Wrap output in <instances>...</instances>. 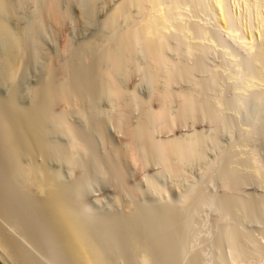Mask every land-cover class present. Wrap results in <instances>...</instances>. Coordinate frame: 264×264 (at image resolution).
<instances>
[{"label": "rangeland", "instance_id": "1", "mask_svg": "<svg viewBox=\"0 0 264 264\" xmlns=\"http://www.w3.org/2000/svg\"><path fill=\"white\" fill-rule=\"evenodd\" d=\"M13 1L18 3L16 11L14 16L6 19L13 30L25 34L27 44L23 55L26 60L18 61L17 66L22 70L18 69L20 75L17 73L15 80L0 75L1 108L9 107L8 103L15 98L12 92L16 82L27 90L32 87L39 89L40 85L42 90L48 85L49 78L41 68L47 59L43 55L36 59L38 49L48 51L51 57L61 54V42L54 38L51 26L47 25L45 35L38 33L36 36L34 33V23L41 16L39 10L43 8V0H40L42 3ZM159 2L162 9L159 7L157 11L156 7L153 10L148 2L144 4L141 0H61V8L67 15L65 34L70 49L58 58L70 69L66 76L55 74L54 82L63 88L69 83L75 84L74 90L77 91L74 93V106L65 114L60 104L50 108L53 111L47 109L44 103L46 105L48 101L42 97L45 112L53 115V119L48 120L52 125L47 124L45 137L52 149L60 150L62 161L79 138L77 152L83 165L72 168L65 161L59 165L60 168L58 164L54 166L58 170L64 166L60 172L66 191L79 198L80 215L83 214L88 225L92 223L91 229L95 226L92 230L95 229L98 237L102 235L99 239L108 245L113 264L146 263L140 252L135 254L138 250L132 234L137 229L141 230L142 238H147L144 240L149 241L146 242L149 247L154 246L148 252L151 264H264V56L261 58L264 50L259 46L261 44L263 48L261 37L255 28H251L256 25L253 9L249 10L252 12H249L248 24L254 30L250 33L252 30L247 32L248 28L244 26L239 0H226L231 17L227 25L217 19L209 0H157ZM120 7L123 12L114 20L111 15ZM152 18L158 32L151 39L156 41V44L153 41L154 48L157 50L158 47L163 58L157 62L152 61L155 58L149 48V36L143 33L145 24ZM132 29L140 30L141 34L133 39L129 51L128 48H120L121 36ZM32 41L37 42L33 45ZM1 42L0 59L5 57L8 49V45L6 49L2 44L5 42ZM109 48L120 50L122 58L125 57L124 66L117 72L114 70V75L125 92L123 105L125 102L129 105L126 112L134 126L151 130L155 137L151 136L153 140H161L168 135L185 145L183 155L173 158L174 168L163 161L156 150L152 153L150 147H146L148 151L145 149L143 163L138 168L130 165L118 152L124 146L117 141L115 125L111 123L112 117L121 111L122 103L102 88L105 86L102 74L113 69L111 61L102 60ZM33 52L35 56H32ZM258 52L261 53L259 57ZM30 57L36 61L33 63L35 66L29 64L32 62ZM162 90L171 93L166 107L169 106L167 110L175 118L174 126L166 134L152 120L151 112L157 108H154V98ZM21 97L15 98L16 105L13 103L12 108L27 117L34 110L31 111L29 102ZM189 98L196 99V104L191 102L194 104L191 108ZM150 107L153 110H149ZM11 110L10 114H20L16 110L11 113ZM58 117H62L64 122ZM64 123L66 126L63 127ZM67 127H73L75 138L69 135ZM12 181L7 183L9 188L15 187L13 190L22 199L27 198L28 203L36 205L37 197L33 199L34 194L27 193V190L23 193L17 184L13 186L15 183ZM132 214L141 223L133 222L136 218L132 219ZM127 224L133 228L140 224L141 227L138 225L140 229L133 230ZM41 232L43 234L44 231ZM50 239L43 238L46 249L37 264H67L58 245ZM151 257L153 262L149 260Z\"/></svg>", "mask_w": 264, "mask_h": 264}, {"label": "bare ground", "instance_id": "2", "mask_svg": "<svg viewBox=\"0 0 264 264\" xmlns=\"http://www.w3.org/2000/svg\"><path fill=\"white\" fill-rule=\"evenodd\" d=\"M34 1L41 2L42 0L41 1L40 0H34ZM129 2L132 3L131 1H129ZM141 2L144 4L146 2H148L147 5L151 6L149 8L152 9L153 7L154 8L156 7L155 8L156 10H157V8L160 7L159 4H161L160 2L157 3V0H141ZM209 2H210L211 7L213 8V11L216 13V17H218L217 19L219 21H221L223 24L227 25V23L229 22L231 17H229L230 11H228V8L226 5V0H209ZM252 2H250L249 0H239V3L238 2L237 3L239 4V7L241 6L240 8H243L241 10V15H242V18L244 20L243 22L245 23L244 26H246L248 28V30H246V31L248 32L249 29L255 28V31L258 34V36L261 37L260 40H262L263 48H262L261 44L259 46L261 47V49L264 50V1L256 0V1H252ZM19 3H20V1H19ZM149 3H151V4H149ZM17 4H15V2L13 0H0V41L6 43V45H4L5 43L1 42L3 44V46H5V48L8 45V49L6 48L7 53H6L5 57L4 58L1 57V59H0V75L6 76L7 78L10 77L13 80L16 79L17 73H18V75H20L19 74L20 71L18 72V69L20 67L17 66V64H18V61L24 59V55H23L24 52L23 51H25L24 49H26V44H27L25 34L22 33L21 31L17 32L15 30H13L12 26H9L10 21L8 19H6L8 17L14 16L13 14L16 11ZM228 4H229V2H228ZM251 7L253 9L254 17H255V21H256V23L254 22V25L255 24L256 25H255V27H253V25H252L250 28L248 22L250 19L249 18V12H250L249 10L251 9ZM154 8H153V10H154ZM39 12L40 13L42 12V13L40 14ZM39 12L38 13L41 16L39 18H37L38 20L36 19V22L34 23L35 25L33 28V30L35 29V32H34L35 35L36 34L38 35V33L44 34V30H47V28L49 26H51L50 28H52V30H53L54 38L59 39V41L61 42L60 43L61 44V46H60L61 47V49H60L61 54L66 53V51H68L70 49L69 48L70 43L66 37L67 34H65V31L68 28V27H66L67 26L66 25L67 15L64 12V10L61 8V0H43V8H41L39 10ZM122 12H123L122 7L117 8V10H115L113 15H111V16H113V19L116 20L117 16H119V14H121ZM251 12H252V10H251ZM241 15H240V17H241ZM252 16H253V14H252ZM252 16H250V17H252ZM21 17H23V16H21ZM8 21H9V24H8ZM159 21H161V20H159ZM45 25L46 26L49 25V26H47L46 29H44ZM250 25H251V22H250ZM131 27H133V26L131 25ZM133 30L134 29L129 30V32L123 34V37L121 36L120 42H118L121 46L120 48L124 47L125 50H127V48H128V51H129V48L131 47L132 42H134L133 39L135 37H138L139 34H141V33H139L140 30H137V29H136L137 31H133ZM143 30H144L143 33L144 34L146 33L149 36V40H150L149 48H150V51L152 52L153 57L155 58V60L154 59L152 60V58H151V60L157 62L162 57L159 55L158 47H157V50H156V48H154L156 46H154V44H153L154 40L152 41V39H151V37H154L156 32H158L157 31V25L153 21V18H152V20L149 19L147 21ZM252 32H254V30H252L250 33H252ZM250 33H248V34H250ZM147 35H145V36H147ZM39 36H40V34H39ZM33 39L35 41V38H33ZM155 42L156 41H154V43ZM30 43H31V41H30ZM35 43L33 45H35ZM44 44H45V42H44ZM38 45H39V43H38ZM27 47H29V46H27ZM133 47H134V43H133ZM114 48H115V46H114ZM118 48L119 47H117V49ZM124 48H123V50H124ZM147 48H148V46H146V50H147ZM30 49H34V47L30 48ZM261 49L259 48V50H261ZM119 51L120 50L117 51L116 49L114 50L113 48H109L108 50H106L104 52V54L102 53L103 54L102 60L105 59V61H107V62H108V60H109V62L111 61V63L113 64L112 65L113 69L108 70V71L107 70L105 71V69L104 70L101 69V71H105L103 74L101 72V74L103 75V77L105 76L103 79L105 82L104 84L106 86V87L104 86L102 88H105V91H108L107 93L109 95L113 96L116 100H118L119 103L120 102L122 103V104L120 103L122 105L121 111H119V113H117L116 116L114 115L115 117H112L113 123H111V124L115 125V129H116V133H117L116 134L117 135V137H116L117 141L125 147V148L123 147V150L118 149V152L123 154V156H124L123 158H125L130 165L138 168L140 166V164L143 163L142 158H143V154H144L146 147H150V149H153L152 153H154L155 152L154 150H156L158 152V154H160L161 157L164 159L163 161H166L170 166H172V168H174L175 164L173 162V158H175L176 155H183L182 153L184 151L183 148L185 147V145H183V143L178 138L173 137V136H172L173 137L172 138L168 135H166V137L161 139V140H158V139L153 140L151 138V136L153 135V137H154V133L151 134V132H150L151 130L149 131L146 127L134 126V124L130 120L128 113L126 112V110H127L126 108L129 105L127 106L126 102L124 104L125 106L123 105V103L125 101V99H123V98H125L124 97L125 92H123L121 86H119V83L117 82V79H115V75H114L117 72L116 70H118L124 64V58L125 57L122 58L121 52H119ZM133 51H132V53H133ZM162 51H164V50H162ZM47 52L45 50L43 51L41 49L39 51V49H38V51H37V53H35V55H36V59L37 58L39 59L40 55L41 56L43 55L42 56L43 58L45 56L47 59V60H45L46 63H45V61H43L44 64H43V66H41V68H43V72L45 73L47 78H49L48 85L45 88L43 87L44 89L42 88V90H41L42 85L39 86V89L37 87L36 88L32 87V88H29V90H27L26 88L25 89L22 88V86L19 87L18 86L19 83L17 84V82L15 81L16 82L14 85L15 89H14V92H12V94L14 93L13 95L15 96V98L17 97V99H18V96H22L21 98H25V100L27 102H29V104H30L29 106L32 108L31 111L32 110H34V111L32 113H30L27 117H24V115L22 116V114L20 112H18L16 109L15 110L17 111V113H20V114L16 115V113H12V110H13L12 105H13V103H15V98H13V100L12 99L10 100L8 98L12 102V104H11V102L8 100L10 102V103H8L9 107H8V105L5 108L0 107V253L5 258V260L7 261L8 264H37V263H39V260L40 259L42 260V258H43V257L41 258V256H40L41 253H43V250L46 249L45 248L46 245H44L45 242L43 243V238H45V237L50 238L51 237V239L54 240V243H56L58 245L57 248L60 251V254L64 258V260L67 262V264H113L112 263V261H113L112 254L110 251L107 250L108 245L106 243L105 244L103 243L105 240L102 241L99 239L102 235L101 236L99 235V237H98L96 234V231L94 232L95 229L92 230L95 226L91 229L90 224H92V223H90L88 225L87 224L88 221L85 220L86 218L83 216L85 218V219H83V217H82L83 214L81 213L82 215H80L79 211L81 212V210H80L81 208L79 209V206H80L79 205V198H77L76 196L74 198L73 195H71L70 193H68V191H66L67 190L66 185L64 186V184L62 182L63 179L61 180V176L63 177V174L61 175V172H60L64 168V166H63V168H61V170L60 169L58 170V167L54 166L56 164H58L57 166L62 165V162H65V161L72 168H77L79 166L81 167V165H83L82 160H81V158H79L80 156L78 155L79 152H77V151H79V150H77V147H79V145H78V142H79L78 139L79 138L76 136L78 139L75 142L73 141L74 143H73L72 147L70 146L72 144V142L71 143L69 142L70 143L69 146L71 147L70 148L71 152L68 151V152H70V154L67 155V157H64L63 161H62L63 157H61L63 155L60 153V150L59 149L58 150L52 149V147H50L51 145H48V143L46 141V137H45V135L47 134V127L46 126H47V124H51L50 122L53 119V115L47 113V111L45 112L44 106H46L47 109H49L50 111H53L51 109L54 107V105L60 104L62 107L63 113L65 114L68 110H70L71 107L74 106V95H75L74 93L77 91V89L74 90L75 84H71L68 82L69 85L67 84V86L65 85L66 87L63 88V87H61V85H57V83L54 82L55 81L54 80L55 74L58 75V73H60L64 76H66L68 74L67 72L70 68H69V65L66 64V62L62 63L61 59L58 58L61 55L60 53L58 54V56H55L56 55L55 54L54 55L55 57H53V56L51 57V55L48 54ZM123 52H125V51H123ZM136 53H137V50H136ZM261 53L263 54L264 52H261ZM261 53L258 52V57L261 56ZM31 54L32 53H30L28 55H31ZM123 54H125V53H123ZM35 55L33 52L32 56H35ZM263 56H264V54L261 56V58ZM30 58H32V57H30ZM256 58H257V56H256ZM33 59L34 58L30 59L32 62H30L29 64L34 65L33 63L36 61ZM24 60H26V59H24ZM27 60H28V58H27ZM99 60H101V58ZM127 60H128V58H127ZM133 60H135V59H133ZM161 60H163V58ZM23 62H25V61H22V63ZM160 62H162V61H160ZM101 66H102V64H101ZM124 68H126V66ZM162 69H163V67H162ZM24 72H26V71H24ZM70 73H71V71H70ZM155 75H156V73H155ZM4 79H5V77H4ZM100 79H102V78H100ZM1 80H2V78H1ZM164 80H166V78ZM59 82H60V80H59ZM170 86H172V85H170ZM170 91H171V89H170ZM168 93H169V95H168ZM170 94H171L170 92H167V91L163 92V90H162V92H158L157 95L155 96V98L153 97L154 103L156 105V106H154V108L155 107H157V108L154 111H151V112H153L152 120L161 129V132L164 131L165 134L167 132H170V130L172 129V127L174 126V123H175V121H174L175 118L172 117V114H170L169 110H167L169 106L166 107L168 105V104L166 105V103H168V100H169L168 98L170 97ZM76 96H79V95H77V93H76ZM12 97L13 96L11 95V98ZM42 97L43 98L45 97L47 99L48 105L47 104L45 105V103H46L45 102L44 106H43V98ZM195 98H197V97H195ZM17 99H16V101H17ZM122 99L124 101H122ZM190 99L191 98H189V102H190L189 106L191 108L194 106V104H192V103L193 102L195 103L196 99H195V101H193V99H191V101H190ZM44 101H46V100H44ZM83 101H85V100H83ZM5 103H7V102H5ZM147 103H148V101H147ZM184 104H185V101H184ZM0 105L2 106V103H0ZM15 105H16V103H15ZM17 108H18V106H17ZM10 110H11L12 114H10V112H9ZM15 110H13V112H15ZM149 110H153V109H151V107H150ZM146 112H148V110ZM24 114H26V113H24ZM64 114H62V116ZM59 115H61V114H59ZM59 115L57 114V116H59ZM180 117H182V116L180 115ZM63 118H65V117L63 116ZM172 118H173V120H172ZM177 118H179V117H177ZM49 119H51V120L48 121ZM58 120L59 121L61 120V122L63 121L62 117H58ZM58 120H56V122ZM65 122H66V118H65ZM58 123H60V122H58ZM140 124H138V125H140ZM59 125H61V124H59ZM64 126H66L65 123H64L63 127ZM149 126H150V124H149ZM67 128H68V131L70 133L69 135H74L75 132L73 130V127L72 128L67 127ZM158 131H159V129H157V132ZM74 138H75V135H74ZM142 140L144 141V143L146 141L145 145H144V143H142ZM87 147H88V145H87ZM63 149H61V150H63ZM80 153H82V152H80ZM121 156L122 155H120V157ZM120 157H118V158H120ZM103 159H105V158H103ZM118 161H120V160H118ZM63 165H64V163H63ZM60 167L61 166H59V168ZM114 169H116V167ZM119 169H120V167H119ZM111 170H113V167L111 168ZM116 170H118V168ZM120 178H121V175H120ZM11 180L14 181V182L12 181L13 184L15 183L14 185L13 184L12 185L15 186L17 184L18 187H21L23 193L25 190H27L26 191L27 193H28V191H30L32 194H34L33 199L35 197H37V199H35V200H37V202L34 200L36 202V205H35V203H32L31 201L30 202L32 204L28 203L29 201L27 200V198H25L27 194L25 196H23V198H25V200H27V202H26L24 199L21 198V196H19L20 194H18V192H15L13 190V189H15V187H13V189L9 188L10 186H8L7 183ZM10 184L11 183H9V185ZM121 184H122V182H121ZM72 188H73V186H72ZM17 190H19V188ZM72 191H71V193H72ZM23 193H22V195H23ZM75 193H74V195H75ZM31 199H29V200H31ZM82 203L83 202H81V204ZM83 208H85V207H83ZM128 215H130V214H128ZM128 215H126V216H128ZM131 216H133V214ZM131 218L132 219L136 218V220H134V221L132 220L133 222L136 223L138 218L137 217L134 218V216ZM128 219H129V216H128ZM127 221L128 220L126 219V222ZM128 222L130 224V221H128ZM137 222H139V220ZM135 223H134V225H135ZM139 223H141V222H139ZM138 225L141 227L140 224H138ZM138 225L136 224L137 228H139ZM129 227H131V226H129ZM131 228H133V227H131ZM137 228H133V230H136ZM147 228H149V227H147ZM41 230L44 231L43 234H42ZM139 231H141V230L137 229L132 234L133 242L136 245V248L138 250L137 252H135V254L137 253V255H138V253L140 252L141 256L143 258L142 260H144L146 263L147 262L150 263V261H148V252H150L151 248H153L154 246L150 248L149 244H147L149 241H146L147 238H142V234H141L142 232L139 233ZM48 234L50 235L49 237H48ZM145 236H147V235H145ZM144 239H146V240H144ZM152 242H153V240H152ZM130 243H132V242H130ZM106 245H107V247H106ZM111 245H113V244H111ZM151 246H152V244H151ZM155 247H157V246H155ZM132 250H130V251H132ZM152 252H153V249H152ZM156 252H157V250H156ZM53 253H54V251H53ZM48 254H50V253H48ZM60 254L56 253V255H58V256ZM154 254H156V253H154ZM61 255H60V257H61ZM151 255L152 254H150V256ZM141 256L139 257L140 259H141ZM159 256H161V255H159ZM142 260H140V261H142ZM149 260H151V262H153L152 257H151V259L149 258ZM146 263H144V264H146Z\"/></svg>", "mask_w": 264, "mask_h": 264}, {"label": "water", "instance_id": "3", "mask_svg": "<svg viewBox=\"0 0 264 264\" xmlns=\"http://www.w3.org/2000/svg\"><path fill=\"white\" fill-rule=\"evenodd\" d=\"M0 264H8L5 258L0 253Z\"/></svg>", "mask_w": 264, "mask_h": 264}]
</instances>
